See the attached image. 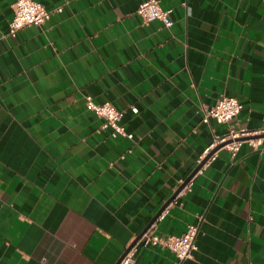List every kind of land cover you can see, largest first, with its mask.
Returning a JSON list of instances; mask_svg holds the SVG:
<instances>
[{"label":"crops","instance_id":"0c3cea01","mask_svg":"<svg viewBox=\"0 0 264 264\" xmlns=\"http://www.w3.org/2000/svg\"><path fill=\"white\" fill-rule=\"evenodd\" d=\"M14 1L0 0V264H116L152 224L190 223L193 257L139 244L135 264H264V140L218 148L161 209L214 135L264 126V0H160L170 27L144 22L143 0H39L63 10L11 35ZM86 94L134 137L100 131ZM222 94L238 115L204 121Z\"/></svg>","mask_w":264,"mask_h":264},{"label":"built area","instance_id":"2783aa9c","mask_svg":"<svg viewBox=\"0 0 264 264\" xmlns=\"http://www.w3.org/2000/svg\"><path fill=\"white\" fill-rule=\"evenodd\" d=\"M63 6L55 7L53 10L48 9L39 0H15L13 3V17L10 21L9 33L16 35L21 28L32 24H45L51 17L53 12H61ZM138 13L143 17L144 22L154 19L161 20L163 26L170 27L173 23L169 15V10L161 6L160 0H143L137 9ZM86 107L93 111L102 119L99 130H109L110 135H122L129 138L134 137L133 132L127 131L126 127L120 122L123 117L124 110L117 108L109 101L97 102L93 95H85ZM242 107V103L234 96L220 95L214 104H201L203 110L202 119L208 121L209 118L214 119L217 123H227L236 117ZM134 111H138L136 105H132ZM264 126L259 129H238L230 125L228 130L222 134L214 135L213 141L204 149L203 153L197 158V165L201 169L211 157L214 156L218 148H225L234 155L243 142H247L252 146L263 143ZM214 147L216 148L214 150ZM181 188L171 199L175 202L179 195H182L189 187V180H180ZM197 225L190 223L181 234H160L155 230V224L141 233L136 242H132L127 246L121 260L118 264H135L136 253L139 244L146 246H161L170 249L179 260L191 258L197 250L195 236Z\"/></svg>","mask_w":264,"mask_h":264},{"label":"water","instance_id":"95a60500","mask_svg":"<svg viewBox=\"0 0 264 264\" xmlns=\"http://www.w3.org/2000/svg\"><path fill=\"white\" fill-rule=\"evenodd\" d=\"M200 165L198 164L196 167H195V169L190 173V175L188 176V177H186V179H185V181H187L189 178H190V176L196 171V169H198V167H199ZM183 185V183L181 184V185H179L178 187H177V189L172 193V195L168 198V200L162 205V207H161V209L176 195V193L178 192V190L181 188V186ZM161 209L159 210V212L155 215V217H154V219L159 215V213L161 212ZM141 235V234H140ZM139 235V236H140ZM138 236V237H139ZM137 237V238H138ZM137 238L135 239V241H133V243L134 242H136V240H137ZM124 254V253H123ZM122 254V255H123ZM122 255L120 256V258L118 259V261H117V263L116 264H118L119 263V261L121 260V258H122Z\"/></svg>","mask_w":264,"mask_h":264}]
</instances>
